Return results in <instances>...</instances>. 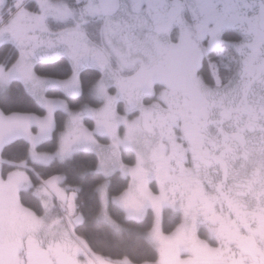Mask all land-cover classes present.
I'll return each mask as SVG.
<instances>
[{"label":"rangeland","instance_id":"obj_1","mask_svg":"<svg viewBox=\"0 0 264 264\" xmlns=\"http://www.w3.org/2000/svg\"><path fill=\"white\" fill-rule=\"evenodd\" d=\"M82 1L0 0V26L5 8L11 2V8L6 13L11 18L0 30V46L13 45L18 51V57L11 64L0 63V95L7 92L13 81H19L45 110L43 116L5 115L0 110V154L5 146L17 140H24L31 146L29 160L16 164L15 170L6 176L3 175L5 163L0 158V245L11 243L27 231L48 232L61 226L81 245L94 264H133L128 259L113 261L92 254L84 241L77 237L74 230L83 219L76 212V194L64 185L63 177L44 181L36 176L40 184L34 187V195L41 200L42 216L21 203V192L33 188L28 173L29 162L49 166L89 152L98 155L96 172L106 177L98 188L103 205L102 219L111 224L108 215L110 205L122 209L127 219L135 222H142L152 213L154 225L145 237L158 249L159 260L148 264H200L201 258L195 248L213 251L225 250L231 245L220 239V244L216 246L199 233L201 227L196 213L202 191L193 184L190 191L192 176L188 171L192 169V160L189 157V164H186L183 150L179 147L188 152L189 149L182 146L181 136L174 128L171 129L173 133H169V125L177 120L174 115L177 109L169 99L172 93L166 88L150 93L154 80L149 73H144L151 66L143 57L131 56L132 49L129 50L126 45L140 39L143 43L153 42L155 47L168 52L182 43L179 28L183 24L174 23L167 26V32H164L165 29L160 32L155 31L151 24H145L144 20L135 28L137 22L129 17L125 27L113 30L111 26L124 17L122 11L114 18H104L94 11L96 0ZM146 1L152 6L153 16L160 22L179 18L181 12L185 15V24L193 22L190 5L185 0ZM29 3H34L37 12L25 8ZM131 4L138 9L142 0H131ZM144 10L147 6L141 12ZM126 13L132 15L130 11ZM146 16L145 11L143 19ZM94 21L100 24L102 30L100 42L93 41L86 29V25ZM69 22L72 26L64 30H54L50 25ZM20 27L29 29L24 47L15 38ZM33 37L38 39L37 43L31 40ZM115 38H118L117 41ZM84 54L88 60L82 58ZM61 57H66L72 64L73 73L69 78L40 76L35 72L37 63L53 62ZM89 68L99 70L102 75L91 89L92 98L101 104L99 107L86 104L78 110H71L65 100L48 95L50 91H61L68 97L81 96V73ZM190 71L189 74L192 73ZM196 94L199 96L200 92L196 91ZM58 111L67 114L66 128L59 137V148L54 153H40L37 147L54 136ZM87 120L93 122V127ZM50 126L53 127L50 129ZM98 138L108 139L109 143H102ZM123 152L134 153L136 163L124 164ZM182 161L187 170L180 167ZM193 166L200 167L201 163L195 162ZM178 170L182 171L183 178L178 175ZM115 173L128 178L130 185L124 193L110 197L108 178ZM193 179L198 187L201 183L208 184L209 188L205 189L207 194L217 188L207 172ZM182 186L185 193L192 196V201L185 207L176 203L178 188ZM168 211L171 216H181L180 225L170 233L164 231ZM183 243L192 244V251H181ZM177 251V255H171Z\"/></svg>","mask_w":264,"mask_h":264},{"label":"flooded vegetation","instance_id":"obj_2","mask_svg":"<svg viewBox=\"0 0 264 264\" xmlns=\"http://www.w3.org/2000/svg\"><path fill=\"white\" fill-rule=\"evenodd\" d=\"M185 1L192 24L184 23L183 12L179 18L160 22L148 1L142 0L137 9L131 0H121L119 13L124 17L110 29L125 27L129 17L137 22L135 28L144 20L160 32H167L174 23L183 24L179 28L182 43L168 52L140 39L126 45L132 49L131 56H141L150 64L144 73L154 80L150 93L165 88L172 93L169 99L177 109V120L169 125V133L174 128L182 146L189 149L179 147L183 161L192 160L190 191L192 184L202 191L196 213L199 233L216 246L220 239L231 245L225 250H195L200 264H264V0ZM94 2V11L102 16L99 0ZM145 11L148 16L143 19ZM183 161L179 165L187 170ZM195 162L201 166H193ZM181 172L178 175L183 178ZM204 172L217 187L211 194L205 192L208 184L194 183L193 178ZM187 194L179 187L176 203L187 206L192 201ZM60 227L27 231L0 245V264H94ZM180 248L192 251V244L183 243Z\"/></svg>","mask_w":264,"mask_h":264},{"label":"trees","instance_id":"obj_3","mask_svg":"<svg viewBox=\"0 0 264 264\" xmlns=\"http://www.w3.org/2000/svg\"><path fill=\"white\" fill-rule=\"evenodd\" d=\"M11 8L9 2L2 16V23L10 19L6 14ZM25 8L30 11H36L34 3H29ZM54 30H64L72 26V23L54 24L50 23ZM89 37L95 41H101L100 24L91 22L86 25ZM18 57V55H17ZM16 57V58H17ZM15 61V60H14ZM12 61V62H14ZM1 64H11L5 57H0ZM35 72L40 76L53 77L59 79L69 78L73 73L71 62L66 57H61L53 62H39L35 66ZM101 72L97 69H86L81 73L82 95L79 97H68L61 91H50V97L65 100L71 110H78L86 104L99 107V102L94 100L91 95L93 85L100 79ZM213 83V81H212ZM16 88L20 93V98L10 104L0 106V110L5 115L12 114H34L38 116L45 115V110L38 104L37 100L28 92L25 86L19 81H13L5 94ZM3 94V95H5ZM0 95V96H3ZM67 114L61 111L56 113V129L51 140L39 145L37 150L40 153H54L59 148L60 134L65 130ZM87 123L93 127V122L87 120ZM100 142L108 144V139L98 138ZM31 146L24 140H17L5 146L0 154L1 160L5 163L3 166V175L15 170V165L29 160ZM122 160L126 165H134L136 156L132 152H123ZM99 164V157L95 153L82 152L75 155L67 162H55L49 166H41L29 162L28 173L33 182V188L22 191L20 200L24 207L28 208L38 216L44 214L41 200L34 195V187L40 184L41 180L48 181L55 177H63L64 185L70 192L76 194V212L81 216L83 222L77 226L74 233L82 239L88 250L95 255L121 261L128 259L133 264L155 263L159 260V251L149 242L145 233L153 228L154 218L152 213L142 222H135L127 219L124 211L114 205L108 207V215L111 224L102 219L103 205L98 193V188L106 177L96 172ZM109 181V195L116 197L124 193L130 185V180L123 177L120 173L113 174ZM181 223V216H171L170 211L166 213L164 222V231L172 232Z\"/></svg>","mask_w":264,"mask_h":264},{"label":"snow or ice","instance_id":"obj_4","mask_svg":"<svg viewBox=\"0 0 264 264\" xmlns=\"http://www.w3.org/2000/svg\"><path fill=\"white\" fill-rule=\"evenodd\" d=\"M29 33V29L25 27H20L16 32V40L21 47L25 46V40ZM18 55L17 48L13 45H3L0 46V57H5L8 63H12L16 59ZM54 55H59L58 53H54ZM21 96V93L13 88L7 94L0 96V106L5 104H10L16 102Z\"/></svg>","mask_w":264,"mask_h":264},{"label":"water","instance_id":"obj_5","mask_svg":"<svg viewBox=\"0 0 264 264\" xmlns=\"http://www.w3.org/2000/svg\"><path fill=\"white\" fill-rule=\"evenodd\" d=\"M100 9L104 18H112L117 15L121 9V0H99ZM38 42L36 37L31 39Z\"/></svg>","mask_w":264,"mask_h":264},{"label":"crops","instance_id":"obj_6","mask_svg":"<svg viewBox=\"0 0 264 264\" xmlns=\"http://www.w3.org/2000/svg\"><path fill=\"white\" fill-rule=\"evenodd\" d=\"M53 127V126H52ZM51 126H50V129L52 128Z\"/></svg>","mask_w":264,"mask_h":264}]
</instances>
